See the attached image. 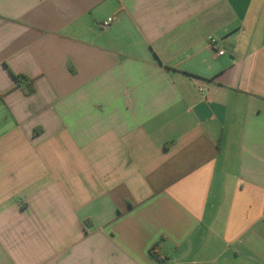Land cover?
<instances>
[{
  "label": "crops",
  "instance_id": "obj_1",
  "mask_svg": "<svg viewBox=\"0 0 264 264\" xmlns=\"http://www.w3.org/2000/svg\"><path fill=\"white\" fill-rule=\"evenodd\" d=\"M0 264H264V0H0Z\"/></svg>",
  "mask_w": 264,
  "mask_h": 264
},
{
  "label": "built area",
  "instance_id": "obj_2",
  "mask_svg": "<svg viewBox=\"0 0 264 264\" xmlns=\"http://www.w3.org/2000/svg\"><path fill=\"white\" fill-rule=\"evenodd\" d=\"M114 21V18L113 17H108L106 20L102 21L100 24H99V27L101 29H105L107 28L111 23H113ZM208 43L210 45V47L213 49V50H216L217 49V40L215 37H212L210 36L208 38ZM219 54H222L223 51L219 50L218 51Z\"/></svg>",
  "mask_w": 264,
  "mask_h": 264
},
{
  "label": "trees",
  "instance_id": "obj_3",
  "mask_svg": "<svg viewBox=\"0 0 264 264\" xmlns=\"http://www.w3.org/2000/svg\"><path fill=\"white\" fill-rule=\"evenodd\" d=\"M15 78H17V77H15ZM18 79V78H17Z\"/></svg>",
  "mask_w": 264,
  "mask_h": 264
}]
</instances>
